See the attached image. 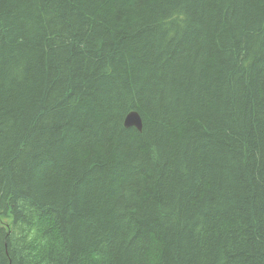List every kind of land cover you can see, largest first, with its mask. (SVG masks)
Returning a JSON list of instances; mask_svg holds the SVG:
<instances>
[{
    "label": "trees",
    "instance_id": "16d2710c",
    "mask_svg": "<svg viewBox=\"0 0 264 264\" xmlns=\"http://www.w3.org/2000/svg\"><path fill=\"white\" fill-rule=\"evenodd\" d=\"M32 263L264 264V0H0V264Z\"/></svg>",
    "mask_w": 264,
    "mask_h": 264
},
{
    "label": "water",
    "instance_id": "95a60500",
    "mask_svg": "<svg viewBox=\"0 0 264 264\" xmlns=\"http://www.w3.org/2000/svg\"><path fill=\"white\" fill-rule=\"evenodd\" d=\"M125 127H135L137 130L142 128V120L137 112H130L124 119Z\"/></svg>",
    "mask_w": 264,
    "mask_h": 264
},
{
    "label": "bare ground",
    "instance_id": "6f19581e",
    "mask_svg": "<svg viewBox=\"0 0 264 264\" xmlns=\"http://www.w3.org/2000/svg\"><path fill=\"white\" fill-rule=\"evenodd\" d=\"M130 112H137V111L132 110V111H130ZM130 112H128V113H130ZM128 113H127V114H128ZM137 113H138V112H137ZM127 114H126V115H127ZM138 114H139V113H138ZM126 115H125V117H126ZM139 116H140V114H139ZM125 117H124V119H125ZM140 117H141V116H140ZM141 120H142V118H141ZM123 124H124V120H123ZM141 130H142V128H141ZM139 131H140V130H139ZM51 219H52V218H51ZM53 219H54V218H53ZM53 219H52V220H53ZM18 220H19V219H18ZM54 221H55V220H54ZM50 222H51V221H50ZM53 223H54V222H53ZM53 226H54V225H53ZM49 227H50V226H49ZM52 250H53V249H52ZM8 254H9V253H8ZM28 255H29V254H28ZM18 256H19V255H18ZM12 257H13V256H12ZM42 257H43V256H42ZM40 259H41V258H40ZM50 259H51V258H50ZM35 260H36V259H35ZM33 261H34V260H33ZM24 263H25V262H24ZM29 263H30V262H29ZM32 264H33V263H32Z\"/></svg>",
    "mask_w": 264,
    "mask_h": 264
}]
</instances>
